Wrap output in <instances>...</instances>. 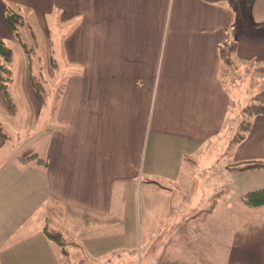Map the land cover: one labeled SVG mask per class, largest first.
<instances>
[{"label":"crops","instance_id":"crops-1","mask_svg":"<svg viewBox=\"0 0 264 264\" xmlns=\"http://www.w3.org/2000/svg\"><path fill=\"white\" fill-rule=\"evenodd\" d=\"M8 4L26 6L22 16L37 22L38 38L50 25L43 55L61 91L46 107L24 76L34 130L21 138L18 165L0 153V231L8 232L0 236V264H203L205 236L210 250L218 240L219 225L210 220L221 197L237 186L240 201L264 189L235 184L264 168L232 169L264 162V115L247 118L237 158H222L235 150L227 136L240 102L223 80L220 45L238 8L229 0H0L2 41L14 38L4 18ZM246 12L254 29L264 27V0ZM234 39L231 62L264 66V35L243 26ZM0 109L15 113L1 90ZM194 193H211L213 202L186 216L183 196ZM252 228H243L244 246ZM46 229L61 233L65 245L50 241ZM240 250L231 264H264V254ZM215 251L210 262L218 264Z\"/></svg>","mask_w":264,"mask_h":264},{"label":"rangeland","instance_id":"rangeland-1","mask_svg":"<svg viewBox=\"0 0 264 264\" xmlns=\"http://www.w3.org/2000/svg\"><path fill=\"white\" fill-rule=\"evenodd\" d=\"M229 1L234 7L236 1ZM7 8H11L19 14L24 15L25 17L27 16L25 11L26 6L8 4ZM25 20V23L27 24L22 29H20L19 38H16L12 33L14 37L13 39L5 38V40H3V42L13 51V61L10 65V69L12 72V83L9 85V92L13 99L15 113L12 115H8L0 109V122L2 123L3 131L9 136V139L7 140L0 138V140H4L5 142L4 149L0 150V153H11L10 158L14 157L15 161L17 162V165L19 161L17 158H15V156H18L24 149L20 144L21 138L29 137V135L32 134L34 130L33 124L31 122V119L33 118H30L28 110L25 111V103L23 102L22 98L24 96L25 89L24 76L26 74H30L31 77L35 78V80H39L41 84L42 81H47V84L46 82L42 84L45 86V88L47 86V93L45 92L43 97L44 101L42 102L43 105H45L46 107L50 106L48 97L50 95H59L61 91L60 86L58 85L61 83V81L59 79L50 78L49 73L46 71L45 64L47 60V55H43L44 52H46V40L44 38H47L51 41L52 37L50 25H48V30L44 32V34L39 32L40 38H38L35 34V27L38 25L37 22L33 20V23H31L26 18ZM251 28L253 27L251 26ZM53 58L57 60L56 56H54ZM58 58L60 68L65 69L66 56L60 55L58 56ZM223 66V80L232 91L237 92L235 96L236 102H240V110L235 112L236 117L234 130L232 128L230 131V135L227 136V140L230 142L229 145H231L230 149L235 147V150L229 151L228 158L226 156L222 157L225 160H231L234 159L235 156L237 158L238 149L241 146L238 143L244 138L246 132L248 131V129L245 130L240 126L241 122L247 120L248 118L246 113H243V108H245L246 105L250 103V99L252 96L264 90V72L260 71V69L264 66L255 62L241 64L239 62L234 61L230 62V64L228 65L224 64ZM39 68H41L42 73ZM241 112L246 116L245 119H240L239 113ZM240 134H243V138L238 140V135ZM226 152L227 150L223 147L222 150L219 151L218 157L221 153L226 154ZM250 154L252 153L250 152ZM213 159L217 160L216 154L213 155ZM6 167H11L10 160L7 161ZM2 172L3 170L0 171V175ZM207 172L210 173L211 169ZM242 176L244 177L237 178L235 183L236 185H240L241 189H248L258 184L264 185V169H261V171L258 172H253ZM210 178L211 175L207 177V180H209ZM233 178H235V175H233ZM230 190L231 192L229 196L224 195L223 197H221L219 204L217 205V208L213 213L212 220H210L213 224L215 223L219 225L218 240L213 238L214 244L213 248L210 250V240L209 237H207L209 236L208 232V235L205 236L204 239V241H208V247L204 246V248H199V250L201 251L199 255H203L204 258H206L202 261L203 264H215L211 263L216 259L214 255L216 252L215 250H218L219 253L218 257L220 263L218 264H231V262L234 261L236 247L241 249L237 252L239 255H244L252 258L256 256L257 259L259 255L264 254L259 250V245H257L260 237L259 234L264 235V231H262L263 229H260L258 226V224H264V207H250L246 203H244V200L240 201L239 186ZM203 194L194 193L192 196H183V201L185 205L183 209H185L186 216L191 215L194 211H197L201 206L210 207L213 202L212 200L214 199V196H211L212 194L208 193L206 194L205 198ZM221 195L222 193L220 194V196ZM4 214L5 213L0 211V222L3 221ZM201 218L203 217L196 219L195 222L199 223ZM226 224L230 226L229 230L223 228V225ZM231 225L233 226V230H231ZM247 225H253V228L250 230L251 233L249 234L248 243L246 246H244L243 242L241 243L240 239L244 236L245 232L243 228ZM257 229H259V231H257ZM4 233L8 232L0 231V236H2V234ZM261 238L263 239L264 236H261ZM148 249L149 247L147 248V250ZM154 250L155 249L152 248V250L150 249L149 251H147V258L152 259L155 257V254L153 252ZM258 260H260L261 262L260 258Z\"/></svg>","mask_w":264,"mask_h":264},{"label":"trees","instance_id":"trees-1","mask_svg":"<svg viewBox=\"0 0 264 264\" xmlns=\"http://www.w3.org/2000/svg\"><path fill=\"white\" fill-rule=\"evenodd\" d=\"M209 2H219L221 0H206ZM236 1L234 7L238 8L237 15V23L235 27L228 33L220 45V58L222 62L226 65L230 64V55L234 52L236 48L235 36L239 33L241 28L244 26L248 33L251 35L261 36L264 35V27L254 29L251 28V22L247 10L249 11L252 6L253 0H233ZM243 6L244 9H243ZM4 18L6 23L9 25L13 35L16 38H19V31L22 29L26 23L24 17L11 8H7L4 13ZM0 59L2 60V64L0 65V90L6 100V103L9 107V110L14 113L15 106L13 104L12 98L9 93V85L12 82V72L10 69V65L13 61V51L2 41L0 40ZM260 71L264 72V67L260 69ZM30 83L32 89L35 94L39 98L41 102H43V97L45 94L44 88L39 80H35L34 77L30 78ZM243 113L247 115V117H253L256 115H264V90L258 92L254 96L251 97L250 103L243 108ZM245 130L249 127V121L245 120L241 122L240 125ZM0 138L7 139L6 133L3 131L2 124L0 122ZM243 138V134L238 135V140ZM33 157V156H32ZM25 159V158H24ZM254 168H264V162L262 161H253L248 162L243 166L232 167L235 170H244V169H254ZM244 203H246L250 207H262L264 206V189L249 192L245 194L242 198ZM46 237L63 247L65 245V241L63 235L59 232L44 230Z\"/></svg>","mask_w":264,"mask_h":264}]
</instances>
